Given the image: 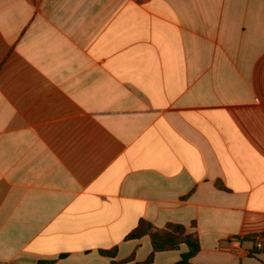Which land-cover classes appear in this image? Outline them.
Instances as JSON below:
<instances>
[{
  "label": "crops",
  "instance_id": "obj_1",
  "mask_svg": "<svg viewBox=\"0 0 264 264\" xmlns=\"http://www.w3.org/2000/svg\"><path fill=\"white\" fill-rule=\"evenodd\" d=\"M140 220L264 264V0H0V264L142 263Z\"/></svg>",
  "mask_w": 264,
  "mask_h": 264
},
{
  "label": "trees",
  "instance_id": "obj_2",
  "mask_svg": "<svg viewBox=\"0 0 264 264\" xmlns=\"http://www.w3.org/2000/svg\"><path fill=\"white\" fill-rule=\"evenodd\" d=\"M145 236L150 238L153 253L146 261L138 264H152L155 252L178 250L182 245L187 247V252L183 253L181 260L174 264H192L190 260L200 251V242L197 234L188 233L186 227L181 224L170 223L163 228H157L146 220H140L137 227L126 236V240H140ZM101 254L114 257L116 250H102ZM134 258L135 255L133 254L123 262L133 261ZM38 264H53V261L43 260Z\"/></svg>",
  "mask_w": 264,
  "mask_h": 264
},
{
  "label": "built area",
  "instance_id": "obj_3",
  "mask_svg": "<svg viewBox=\"0 0 264 264\" xmlns=\"http://www.w3.org/2000/svg\"><path fill=\"white\" fill-rule=\"evenodd\" d=\"M228 243L233 248H240L244 243H248L250 247L246 249L248 255H255L264 249V237L257 236L254 238H245L241 235H232L228 239Z\"/></svg>",
  "mask_w": 264,
  "mask_h": 264
}]
</instances>
